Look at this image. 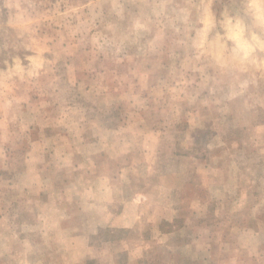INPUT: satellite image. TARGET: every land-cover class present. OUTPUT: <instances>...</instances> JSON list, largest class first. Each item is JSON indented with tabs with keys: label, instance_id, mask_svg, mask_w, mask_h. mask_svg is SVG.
<instances>
[{
	"label": "rangeland",
	"instance_id": "374dc122",
	"mask_svg": "<svg viewBox=\"0 0 264 264\" xmlns=\"http://www.w3.org/2000/svg\"><path fill=\"white\" fill-rule=\"evenodd\" d=\"M0 264H264V0H0Z\"/></svg>",
	"mask_w": 264,
	"mask_h": 264
}]
</instances>
